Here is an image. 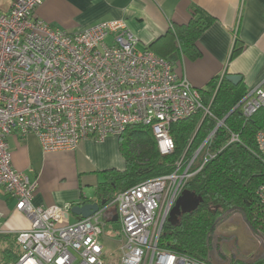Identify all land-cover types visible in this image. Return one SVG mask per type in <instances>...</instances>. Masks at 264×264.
<instances>
[{
	"label": "built area",
	"instance_id": "built-area-1",
	"mask_svg": "<svg viewBox=\"0 0 264 264\" xmlns=\"http://www.w3.org/2000/svg\"><path fill=\"white\" fill-rule=\"evenodd\" d=\"M42 2L0 5V193L13 197L15 210L29 221L15 235L20 253L15 264H214L162 248L159 239L185 184L214 156L208 145L224 119L171 172L116 191L109 203L114 214L109 206L100 207L88 218L69 222L71 205L32 203L36 182L11 163L7 139L14 132L35 135L47 154L143 125L151 129L158 153L168 156L175 151L172 124L198 111L212 116L199 89L170 60L137 48L138 38L124 20L69 31L35 15ZM236 108L245 118L264 109V79L246 90ZM233 141L239 139L231 133ZM255 142L264 164V130L257 131ZM199 157L203 161L197 165ZM257 196L264 206V182ZM112 216H117L120 253L108 263L101 235ZM259 244L264 249V236Z\"/></svg>",
	"mask_w": 264,
	"mask_h": 264
},
{
	"label": "crops",
	"instance_id": "crops-1",
	"mask_svg": "<svg viewBox=\"0 0 264 264\" xmlns=\"http://www.w3.org/2000/svg\"><path fill=\"white\" fill-rule=\"evenodd\" d=\"M9 0H0L6 8ZM195 8L213 21L198 37L199 56L190 58L168 38L161 40L173 24L189 22ZM35 15L53 27L80 30L101 21L122 19L138 38L137 48L155 45L173 63L191 86L202 89L214 78L240 75L243 86L254 87L264 79V0H43ZM242 50L230 58L234 43ZM163 57V56H162ZM15 170L36 182L32 203L36 206L82 205L97 202V187L107 171H123L126 157L119 136L103 141L86 139L71 151L43 153L37 137L12 133L8 139ZM13 197L0 193V262L13 264L6 250L18 231L29 221L15 210ZM79 219L68 215L69 222Z\"/></svg>",
	"mask_w": 264,
	"mask_h": 264
},
{
	"label": "trees",
	"instance_id": "trees-1",
	"mask_svg": "<svg viewBox=\"0 0 264 264\" xmlns=\"http://www.w3.org/2000/svg\"><path fill=\"white\" fill-rule=\"evenodd\" d=\"M212 21L213 18L205 11L195 8L188 23L173 24L160 41L168 38L175 46L171 51L196 58L199 56L196 41ZM158 42H153L148 49L165 57L155 49ZM241 50L242 46L236 41L230 58H234ZM199 91L204 106H209L212 116L198 111L172 124L170 131L175 151L171 155L161 156L158 153L149 127L130 125L126 128L119 136L120 147L126 157V168L123 171L106 172L105 180L97 187V202L105 201L100 207L109 206V213L114 214L115 208L109 203L116 191L171 172L174 163L184 153L190 157L214 130L218 121L224 119L208 145V151L214 156L184 186V189L200 198L199 206L190 213L180 215L175 224L166 222L159 239L162 248L206 259L211 233L217 219L224 213L240 211L253 231L264 234V206L257 196V189L264 182V164L257 155L255 142L257 131L264 130V109L245 118L236 105L245 95L246 88L242 81L233 85L225 76L220 82L218 77L212 79ZM231 133L237 134L239 141L230 142ZM202 161L203 157H199L196 164ZM107 220L114 222L111 217ZM11 246L6 253L10 263H15L20 255L16 252L19 249L15 238ZM231 264L246 263L231 261ZM253 264H264V257Z\"/></svg>",
	"mask_w": 264,
	"mask_h": 264
},
{
	"label": "rangeland",
	"instance_id": "rangeland-1",
	"mask_svg": "<svg viewBox=\"0 0 264 264\" xmlns=\"http://www.w3.org/2000/svg\"><path fill=\"white\" fill-rule=\"evenodd\" d=\"M72 216L73 214H70V220ZM118 233L117 223L107 221L101 240L105 243L107 251L105 259L108 263L117 261L119 258ZM263 236L262 232L253 231L249 227L240 211L224 213L217 219L211 233L210 249L206 259L214 264H231V261L253 264L264 256L263 246L259 244Z\"/></svg>",
	"mask_w": 264,
	"mask_h": 264
},
{
	"label": "water",
	"instance_id": "water-1",
	"mask_svg": "<svg viewBox=\"0 0 264 264\" xmlns=\"http://www.w3.org/2000/svg\"><path fill=\"white\" fill-rule=\"evenodd\" d=\"M225 78L233 85H237L241 81L240 75L228 74ZM200 201V198L194 192L184 189L176 200L167 222L171 224L177 223L180 215L194 211L199 206ZM104 202H87L82 205H75L71 208L70 214L76 215L79 218H88L96 213ZM112 221L116 222L117 216H114Z\"/></svg>",
	"mask_w": 264,
	"mask_h": 264
}]
</instances>
